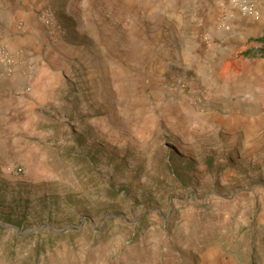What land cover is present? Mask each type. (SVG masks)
<instances>
[{
	"label": "rangeland",
	"instance_id": "obj_1",
	"mask_svg": "<svg viewBox=\"0 0 264 264\" xmlns=\"http://www.w3.org/2000/svg\"><path fill=\"white\" fill-rule=\"evenodd\" d=\"M187 2L0 0L1 66L83 46L102 78L95 114L0 127V264H264V135L197 134L160 98Z\"/></svg>",
	"mask_w": 264,
	"mask_h": 264
},
{
	"label": "crops",
	"instance_id": "obj_2",
	"mask_svg": "<svg viewBox=\"0 0 264 264\" xmlns=\"http://www.w3.org/2000/svg\"><path fill=\"white\" fill-rule=\"evenodd\" d=\"M187 1L190 12L184 24L183 16H178L180 37L176 44L171 43L175 60L165 58L162 65L180 68L182 74L174 78L176 90L171 100L165 92L168 86L161 88L167 119L182 126L190 124L197 134L214 130L229 137L238 133L247 142L261 138L264 57L252 51L260 49L259 40L264 36V0H249L260 14L256 22L232 12L222 14L221 8L229 0ZM186 21L192 22L188 37ZM206 35L209 40L204 39ZM17 46H25L21 38ZM67 53L69 59L54 49L50 58L33 56L11 70L0 65V112H4L0 127L21 132L44 124L57 130L59 123L67 124L64 116L95 114L101 107V66L83 46L69 45ZM27 85L30 93L17 97ZM194 101L196 109L191 106ZM88 107L91 112L85 111Z\"/></svg>",
	"mask_w": 264,
	"mask_h": 264
},
{
	"label": "built area",
	"instance_id": "obj_3",
	"mask_svg": "<svg viewBox=\"0 0 264 264\" xmlns=\"http://www.w3.org/2000/svg\"><path fill=\"white\" fill-rule=\"evenodd\" d=\"M226 10L228 12H236L238 16L246 20L255 22L260 20V14L257 7L249 0H229ZM260 48L264 50V43L261 44ZM16 172L21 173V169L18 168Z\"/></svg>",
	"mask_w": 264,
	"mask_h": 264
},
{
	"label": "trees",
	"instance_id": "obj_4",
	"mask_svg": "<svg viewBox=\"0 0 264 264\" xmlns=\"http://www.w3.org/2000/svg\"><path fill=\"white\" fill-rule=\"evenodd\" d=\"M259 42L264 43V36L259 40ZM254 55L259 57H264V50L262 48L252 51ZM249 54L248 52H246Z\"/></svg>",
	"mask_w": 264,
	"mask_h": 264
}]
</instances>
